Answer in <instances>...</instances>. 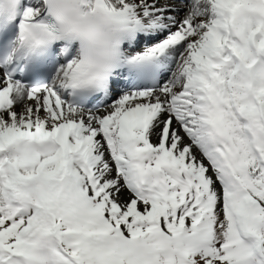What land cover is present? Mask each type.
I'll list each match as a JSON object with an SVG mask.
<instances>
[{
    "label": "snow or ice",
    "instance_id": "6c2138e0",
    "mask_svg": "<svg viewBox=\"0 0 264 264\" xmlns=\"http://www.w3.org/2000/svg\"><path fill=\"white\" fill-rule=\"evenodd\" d=\"M79 3L116 25L103 66L0 0V264H264V0Z\"/></svg>",
    "mask_w": 264,
    "mask_h": 264
},
{
    "label": "clouds",
    "instance_id": "9594fccd",
    "mask_svg": "<svg viewBox=\"0 0 264 264\" xmlns=\"http://www.w3.org/2000/svg\"><path fill=\"white\" fill-rule=\"evenodd\" d=\"M17 8L20 0H14ZM50 12L57 25L71 38L77 51L103 66L112 55L117 39L116 25L101 11L89 9L87 15L79 14V0H49ZM12 21L0 9V31L7 30Z\"/></svg>",
    "mask_w": 264,
    "mask_h": 264
},
{
    "label": "bare ground",
    "instance_id": "6f19581e",
    "mask_svg": "<svg viewBox=\"0 0 264 264\" xmlns=\"http://www.w3.org/2000/svg\"><path fill=\"white\" fill-rule=\"evenodd\" d=\"M127 41H132L134 42L133 43V47H135V37L134 36H131V37H128L124 40L121 41V44L119 46V54H120V60H118V64L120 65L121 63H127L126 61L128 60L129 57L135 55L138 51L140 50H136V47L135 49H130V52L127 53V49H128V43Z\"/></svg>",
    "mask_w": 264,
    "mask_h": 264
}]
</instances>
